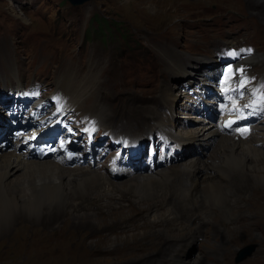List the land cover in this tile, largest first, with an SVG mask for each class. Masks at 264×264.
Returning a JSON list of instances; mask_svg holds the SVG:
<instances>
[{"label":"rangeland","instance_id":"obj_1","mask_svg":"<svg viewBox=\"0 0 264 264\" xmlns=\"http://www.w3.org/2000/svg\"><path fill=\"white\" fill-rule=\"evenodd\" d=\"M34 1L35 4L32 5L31 7H29V2L26 1V3H24V8L21 13H22V17L25 20L31 22V25L34 29H39L40 31H43L42 41L44 43V48L42 50V53L45 55L46 58L53 57V54L50 52L53 41H55L56 49H65L68 46L72 47L73 49L71 51L73 56L75 58H79L81 53L79 52L78 49L79 46L77 45V42L81 39L82 32L80 31L78 35V31L79 29H81V24H82L81 22L83 16L84 14L94 15V16L98 15L100 17H104L107 20H109L111 26L113 25L116 27H121V29L116 30L111 28L110 32H108V30H105L104 31L105 36H102L100 34L99 36L97 33L94 34V37L92 38L94 40L88 44V52H89L88 56L90 62H92L93 59L94 48L95 47L97 49L103 48L105 50L104 61L108 64V66L113 70H122L124 66L120 64L116 58L114 59L111 56V49L113 47V44L124 43L123 38H121L119 35L123 30L126 32H130L129 34H132L133 37L140 39V41L144 44V47H142V51H144L146 48L154 55L153 45L156 46L162 42V40L159 39L155 40L154 38H157L158 36L169 38L176 35V33H181L185 28L186 21L189 24H198L203 21H207L208 18L205 16L203 12V6H207L208 9L212 10L211 4L214 3V1L216 0H85V1L77 0L76 1L77 3L71 2L70 0H34ZM4 8L8 12L13 10L12 5L9 4V0H0V37L5 33V29L11 25V21H13L9 16L6 15V11L4 10ZM236 8H240V6L236 5ZM215 9H218V12L220 11L218 7H215ZM238 11H240V9H238ZM242 11L246 13L245 17L238 18V15H236L235 17L232 18L231 22H228L226 24L221 23V25H219L218 27L214 24V22L208 21L204 43H202V45L200 46L202 51L206 52L207 54L213 57L216 55V52L218 51V56H219L224 51L223 48L224 43L228 41L226 45L230 47L234 46L232 51H235V53H240L247 49H252L250 45L254 46L253 44H255V41L258 40L259 45H261L259 51L264 52V13L261 14L259 10H256L255 6L247 7L245 9H242ZM212 19L214 20V17ZM76 28L78 29L77 32H76ZM61 33H63L62 36L56 37ZM246 37L248 38L245 39ZM35 39H37L36 36H31L30 38H26L24 41V43L28 47L32 46L31 54L28 58V68H33L35 62L34 59L38 58V55H40L38 50L33 54L36 44L34 42ZM30 43H32V45H30ZM254 48H256V46H254ZM134 51L137 52L138 50L135 48ZM144 59L145 57H143V60ZM31 62H33V64H31ZM227 63H228L227 61L224 62V64ZM126 64L128 65L127 70L132 71L133 78L135 80H146V76L142 74L141 62L136 61L133 58H128L126 59ZM255 70L256 69L251 66V71L253 73H256ZM84 71H88L87 64L84 65ZM44 73L45 72H41L40 75H43ZM117 80H119V77L114 79L112 83H115V81ZM180 96H182L181 92L179 91L177 93L174 92L173 99L171 102L172 103L171 111H173L174 105L175 103H177L178 98ZM123 107H121L117 112V118L121 124H125L127 120L126 117L123 115V111H124ZM195 118L197 119L199 118L203 120L200 117L192 116L191 117V121L193 122L192 127L190 128H187L186 126L182 128L178 127L177 130L179 131L188 130L190 131L189 136L197 134L195 133V131L198 132V126L202 124L205 125L206 123H203V121H197ZM260 125L264 126V124L262 123ZM256 132L257 129L253 132L256 135V137L264 140V130H262L261 133L260 132L256 133ZM223 134L224 133H222V135ZM215 138L213 140L208 139L205 142L197 143L194 146V149L189 148L185 152L184 157L182 156L180 162L187 159L189 156L197 158L198 161L202 163L211 162L212 159L214 158L213 151L216 149L218 144L217 143L218 138L216 139ZM257 147L260 148L262 151H264V145H261V142L258 143ZM6 148H8V146L4 148L0 146V152L5 151ZM180 162L176 163V165L180 164ZM176 165L171 164L170 166H176ZM63 167L70 168L74 171L77 168V167H71V165H67L65 162L63 163ZM78 167H83V166H78ZM152 172L153 171L148 173H152ZM243 174L244 173L242 174L238 173L234 175L232 182L235 183L234 184L232 183L234 187L232 188V193L236 194L241 201L246 203L247 208L242 210L243 212L242 214H238L235 217L227 218L225 220L217 222V224L212 219L209 221L210 223L208 222L202 225L201 228H199L198 233L196 234V240L188 244V247L192 244V246H190L192 247V250L188 255L189 259L187 257L185 259H188L190 264H194V260L196 256H201V258L203 260H206L207 263H209L207 261L208 258H212L213 264H224V263L225 264H259L261 260H264V250H263L262 252L252 255L251 257L245 259L240 263H234L235 251L237 250V247L241 245V242L237 241L236 239L234 241L228 240V239H232V237L234 236L238 237L239 235L240 237L247 238L245 241L258 240L261 242V245L264 244V230H262V226L264 227V223L261 226L258 224L264 222V185L259 184L258 183L259 181H255V180L252 181L248 175L245 174L243 175ZM134 176L127 177L126 179L118 182H126ZM10 182H12V179ZM17 182L18 180L13 179L12 184H16ZM229 182L231 183V181H227V183ZM89 183L95 184L96 182L94 181L93 183L91 180ZM73 198L74 200L76 199L75 196ZM220 199L222 201L224 200L222 196L220 197ZM83 202L84 203L86 202V204L88 205H92L87 201H83ZM162 209L163 207L157 208L158 211L159 210L161 211ZM128 211L129 213L125 214L126 216H128L132 210L131 211L126 210L125 212L121 211L122 213L119 212V213H115L114 215H109V214L99 215V213H96V216L90 215L89 218L88 216L85 217L87 219H84V217L80 219V222H82L83 220H88V222L86 223L87 225L83 223L82 225H80L73 223V221H75V218L72 217L70 211H65V209L64 211H59V209H57L49 213L44 218L45 222L50 221V225H47L46 223H45L46 225L45 224L43 225L45 228L48 229L43 228L40 224L36 225V223H33L29 225L26 222L22 221L23 224L22 222H20L15 227L17 229H12L11 227H8L7 228L8 235L7 236L3 235L2 237H0V264H113V263L119 264V263H123L121 261H126L129 259L130 256L140 255L141 253H136L132 251V252H127L128 254H124V255L95 256L92 258L87 257L82 260H77L75 259V257L74 259H70V260H61V258L54 256L42 260L38 256L36 248H31V244L30 245L28 244L30 243L29 241L32 238L30 237L31 232L35 230H39L40 236L43 235L50 236L51 235L50 230L57 229L56 227L58 225L60 226L61 224H65V223L70 224V220L72 221L73 225H75L74 227L71 226L70 230L73 231L76 229V235L74 236V238L76 239L77 242L82 241L84 237V233H81L83 231L79 232L78 230H83V227L84 228L92 227V230L90 229L91 231L90 230L87 231L86 238L89 240L87 243H84V246L87 250L94 249L92 242L97 241V239H99L98 242L100 244L103 243L105 245L114 244V243L120 244L121 240H111V242L109 241L103 242L101 240H104L108 237L109 228L107 224L118 221L120 218H118L117 215H121L119 217H122L123 216L122 214ZM144 211L149 212L150 210H144ZM72 212H74V209ZM154 212H156V214L158 215L161 214V212H157V211ZM124 217H122L121 219H123ZM55 219L56 221L60 219V221L56 223L55 225L56 227H52L53 221ZM164 222H166L165 218L163 219V223ZM209 224L211 225V227ZM254 224H258V227L253 226ZM240 229L241 230L245 229V231L247 230L246 231L247 234L246 233L239 234V232H236V230L238 231ZM219 236L220 238H218ZM18 238L19 240H17ZM38 238H33L34 242H36ZM5 239L9 242H7ZM219 242L223 244L221 245ZM209 243L212 246L214 245L215 250L211 252L210 256L202 257L203 252L200 248H202L204 244H209ZM223 245L224 247H222ZM228 248H230V250ZM218 250H219V255H222L221 263H216L218 262L217 259L218 252L215 251ZM225 250H229L228 253L225 252ZM223 255L225 259L223 258ZM4 256H7V258L9 257L10 258L9 261L3 262L1 258ZM159 256L160 255L154 257L152 264H165L159 258ZM227 256L228 258L229 257L230 258L228 259Z\"/></svg>","mask_w":264,"mask_h":264},{"label":"bare ground","instance_id":"obj_2","mask_svg":"<svg viewBox=\"0 0 264 264\" xmlns=\"http://www.w3.org/2000/svg\"><path fill=\"white\" fill-rule=\"evenodd\" d=\"M262 2V5H264V0H262ZM260 56L261 55H252L248 58L247 61L250 60L252 62L258 60ZM223 59L226 60L227 58ZM226 61L230 63L233 60L227 59ZM229 71L230 69L228 68V73ZM242 85L243 87L252 91L254 98H256L258 92L260 91L259 85L250 87H247V84ZM173 95L174 92L172 91V89H169L165 102L169 104L170 110H172L171 102L173 99ZM70 100L72 101V103H78L76 101H79V98L76 94L72 93L70 95ZM256 105L257 100L255 99L254 107ZM254 116L255 114H253V117ZM195 119L197 121H204L203 118V120L199 118ZM165 121L171 127L177 126L172 117H165ZM261 121L262 124H264V119H262ZM254 127L257 128L256 133H261V131L264 130V126L261 125H255ZM189 133L190 131L188 130H177L176 135L184 136L194 146L197 143L205 142L208 139L213 140L215 137L218 138L217 147L213 151L214 158L211 162L202 163L198 161L197 158L189 156L187 159L180 162V164H175L176 166H168V168H164L162 171H153L152 173L135 175L126 182H115V184L114 182H112L111 184L107 185L106 188L111 190L117 189L118 192H120L117 196L110 195L105 191H101V193L98 194L97 197L99 200H114L120 202L129 200L128 195L131 193H136L140 196L141 199H145L146 197H149L151 199L150 202L139 205V208H145L148 204L154 201L145 210H153L162 213L164 210L168 209L166 203H169L170 209L176 213L175 218L165 217V226L158 230L160 235H164V237H161L159 239V243H157L158 240L155 243V245L160 244V248L158 251H156L152 255L143 257L141 256L153 250L146 251L140 255H132L128 260L121 262H127L129 260H132V258H137L134 260L133 264H152L154 257L160 255L159 258L165 264H190L188 259H185L187 247L189 243L196 240L197 233L195 227H193V225L191 224L192 216H188V218L185 219L187 213L190 211V208L185 207L184 209H181V207L179 206L181 197L186 196L188 201L193 203L195 205V209L199 211L205 209L204 204L212 201L215 205L218 206V212L214 215V217H212L213 221L217 224V222L230 217H235L236 215L243 213L242 211H237L233 207L228 205L225 202V199L223 201L220 199L222 195L226 197L227 194L232 193V188H234L232 185V179L235 174L244 173L245 175H248L252 181H259V184L264 185V151L257 147L259 142H261V145H264V140L256 137L254 133H252L247 139H242L238 136H230L226 134L222 135L221 131L215 130L213 125L210 123H207V125H199L198 132L195 131V133H197L195 135L189 136ZM142 136V133L137 134V137ZM189 148H191V146L184 150V152L182 153L183 157L185 152ZM63 163L64 162L62 159L59 161H55L51 157L35 158L30 157L27 153L17 152L13 143L8 146L5 151L0 152V237H2L3 235H8V227L17 229L15 227L22 221L26 222L29 225L33 223H36V225L40 224L43 228H45L43 225L45 223L47 225H50V221L45 222L44 218L49 213L57 209H59V211H64V209L65 211H70L72 217L75 218V221H73V223L80 225H82V223L86 224L88 222V220H83L82 222H80V219H82L83 217L84 219H87L85 218L87 216L88 218L90 215L96 216V213L77 214L79 206L76 205V201L97 194V192H95L92 188L93 184L89 182L91 180L93 183L94 181L103 182L102 174L97 172L96 170L86 169L84 167H77L74 171L70 168H64ZM11 179L12 182L13 179L18 180V182L16 184H12V182H10ZM227 181H231V183H227ZM164 183H168L169 189L167 195H164L163 193ZM74 196L76 197L75 200L73 198ZM158 207H163V209L161 211H158ZM73 209L74 212H72ZM125 211L126 210H124V212ZM128 213L129 211L123 213L122 217L126 216L125 214ZM119 216L121 215H117V217L121 219L122 217ZM174 222H178L179 224L183 225L176 233H172V227H170ZM52 227H54V224L52 225ZM50 231L52 232L53 230ZM218 238H220V236ZM17 240H19V238ZM230 240L232 241V239ZM28 245H30V243ZM222 247H224V245ZM228 249L230 250V248ZM223 258L225 259L224 255ZM1 259L3 260V262H6L9 261L10 258L4 256ZM194 264L210 263H207L205 260H203L201 256H196Z\"/></svg>","mask_w":264,"mask_h":264},{"label":"water","instance_id":"obj_3","mask_svg":"<svg viewBox=\"0 0 264 264\" xmlns=\"http://www.w3.org/2000/svg\"><path fill=\"white\" fill-rule=\"evenodd\" d=\"M70 1H71V2H74V3H77V2H76L77 0H70ZM250 252H251V248L243 249V250L240 252L239 257H244V256L250 254Z\"/></svg>","mask_w":264,"mask_h":264},{"label":"snow or ice","instance_id":"obj_4","mask_svg":"<svg viewBox=\"0 0 264 264\" xmlns=\"http://www.w3.org/2000/svg\"><path fill=\"white\" fill-rule=\"evenodd\" d=\"M249 51H251V50H249Z\"/></svg>","mask_w":264,"mask_h":264}]
</instances>
